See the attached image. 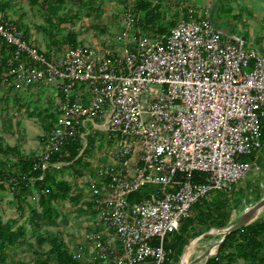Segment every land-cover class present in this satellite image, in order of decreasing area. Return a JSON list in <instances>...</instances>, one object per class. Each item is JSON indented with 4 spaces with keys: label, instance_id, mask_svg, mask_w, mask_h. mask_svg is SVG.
<instances>
[{
    "label": "built area",
    "instance_id": "2783aa9c",
    "mask_svg": "<svg viewBox=\"0 0 264 264\" xmlns=\"http://www.w3.org/2000/svg\"><path fill=\"white\" fill-rule=\"evenodd\" d=\"M137 18L127 11L117 36L99 45L44 51L0 11L10 47L0 82L55 90L34 166H53L51 153L70 138L105 132L102 160L79 176L99 225L73 249L81 264H177L165 237L199 198L232 189L255 163L245 155L262 146L264 52L207 15L181 16L162 32Z\"/></svg>",
    "mask_w": 264,
    "mask_h": 264
},
{
    "label": "rangeland",
    "instance_id": "374dc122",
    "mask_svg": "<svg viewBox=\"0 0 264 264\" xmlns=\"http://www.w3.org/2000/svg\"><path fill=\"white\" fill-rule=\"evenodd\" d=\"M149 1L158 5L156 10L160 15L156 25L159 23L168 25L171 19L176 20L183 16L184 10L187 9L197 10V12L201 9L199 15H203L204 10L207 9L209 16L210 11L219 15L221 8H224L222 22L216 19L215 25L242 37L246 48L256 47L264 52V33L260 30L261 21H256V17L252 16L250 12H246L247 10L242 7L237 6V9L234 8L231 13L227 12L226 8L231 5L235 6L230 1L221 0L219 2L221 8L216 5L217 0ZM239 1L245 7H256L257 0ZM0 2L4 3L3 9L0 11L19 25L31 43L44 51L62 50L68 44L66 37L69 31L76 34L79 44L99 45L104 37L117 36L127 11H135L140 17L144 15L143 9L134 6L135 0H93L89 3L78 0H62L53 2L55 4L52 8L43 6L40 0H0ZM54 92V88L49 84L15 87L12 84L0 82V143L3 146L15 145L19 154H40L42 137L48 131L53 119V105L56 97ZM89 135L94 136V141L89 149L82 153L83 161L86 164L71 165L68 161H55L52 166L55 175L68 179L72 186L68 196L53 201L59 210V215L54 220L43 219L39 225L31 222L29 207L39 208L37 189L32 188L25 194L16 197L6 186L0 188V216L2 220H11L13 226L22 224L25 229L21 242L7 249L0 264H35L34 260L37 257L47 254L50 239L53 236L62 239L69 250L73 252L75 246L83 244L84 232L99 226L93 220V213L89 206L88 187L86 184L79 185V176L81 173L93 172L103 147L105 132L91 129ZM85 145V140H82V148ZM17 155L13 157L10 152L0 151V164L2 161L5 164L15 161ZM245 157L249 158V155H245ZM254 159L255 163L232 187V202L228 210L227 225L233 223L245 209L251 207L264 195L263 147L255 152ZM9 165L7 167L17 169L14 164ZM152 187L149 185L147 189ZM75 194L77 198H71ZM263 214L264 211L258 216ZM224 227L210 226L206 228L194 225L189 231L187 243L199 236L198 243L204 248L210 242L219 239L223 233L220 229ZM212 228L218 230L213 233V230H210ZM187 243L184 244L182 251L174 260L177 264H182V253ZM215 251L216 249L210 255ZM200 252L201 248L194 249L188 260L192 261ZM203 261L201 264L204 263ZM233 264L245 263L242 259H238Z\"/></svg>",
    "mask_w": 264,
    "mask_h": 264
},
{
    "label": "trees",
    "instance_id": "16d2710c",
    "mask_svg": "<svg viewBox=\"0 0 264 264\" xmlns=\"http://www.w3.org/2000/svg\"><path fill=\"white\" fill-rule=\"evenodd\" d=\"M36 1V0H34ZM62 0H40L43 6L51 7ZM89 3L93 0H78ZM4 3L0 2V10ZM134 6L144 10V15L139 16L135 21V26L144 31L162 32L166 31L169 25L175 20L171 19L168 25H156L160 13L156 10L158 5L149 0H135ZM187 16L188 12H184ZM68 44H77L76 34L69 31L66 37ZM10 47L0 37V69L9 56ZM49 127V126H48ZM260 140L261 148H264V118L260 122ZM44 138V137H42ZM94 136L89 135L86 138V145L82 148V140L79 137L70 138L64 145L51 153V161H68L70 164H86L83 161L82 153L86 152L93 144ZM82 151L80 152V150ZM0 151L10 152L16 156L15 161L11 163L0 164V188L6 186L15 196L25 194L32 188L37 189L38 207L30 206V219L35 225H39L43 219L54 220L59 215V210L53 204V201L59 200L69 195L72 189L68 179L60 178L53 172L52 166L46 169L34 166L37 156L34 154H19L15 145H5L0 143ZM255 152L249 155L254 159ZM14 164L16 170L7 166ZM76 171L75 168H73ZM9 177H14L16 183L8 181ZM233 189V188H232ZM232 189L214 190L206 196L195 201L190 208L189 215L183 217L180 226L165 237L164 246L167 250L168 260H175L185 243L188 241L189 231L194 225L202 227H224L227 225L228 210L232 202ZM76 199L77 196L71 197ZM20 206V204H18ZM25 234L22 224L13 226L12 221H3L0 216V261L4 259L8 248L16 246L21 242ZM192 234V233H191ZM167 238V241H166ZM189 243V242H188ZM187 243V244H188ZM186 244V245H187ZM238 259H242L245 264H264V214L256 217L254 220L243 224L234 231L225 235L218 244L214 254L209 255L203 264H233ZM35 264H81L69 250L66 243L58 236L50 239L48 252L43 257H37Z\"/></svg>",
    "mask_w": 264,
    "mask_h": 264
},
{
    "label": "crops",
    "instance_id": "0c3cea01",
    "mask_svg": "<svg viewBox=\"0 0 264 264\" xmlns=\"http://www.w3.org/2000/svg\"><path fill=\"white\" fill-rule=\"evenodd\" d=\"M221 0H217V4L216 5H218V8L220 7L221 8V4L219 3ZM227 1H230V2H232L233 4H235V6H230L229 8H226L227 9V12H229V13H231L232 12V10H234V8L235 9H237V6L238 7H242V8H244V9H246L247 11L246 12H250V14H252V16H254V17H256V21L257 20H260L261 21V27H260V30H261V32L263 31V33H264V0H257L256 1V7H245L243 4H241V2L239 1V0H227ZM244 6V7H243ZM195 9V8H194ZM224 8H221V10H220V14L218 15V14H214V13H212V11H210L209 12V16L207 15V9H205L204 10V14L203 15H207L210 19H211V21L215 24V20L217 19L218 21H221L222 22V20H223V15H224V10H223ZM200 10L201 9H199L198 10V12H197V10H194L193 11V9L191 10V9H187V10H184V12H188V15L189 14H194V15H199L200 13ZM214 15V16H213ZM216 15V16H215ZM256 26H257V23H256ZM217 27V26H216ZM218 28V27H217ZM221 32H222V34L223 35H225V36H233V35H235V34H233V33H230V32H227L226 30H223V29H221V28H218ZM98 158H99V160L98 161H101L102 160V157H99L98 156Z\"/></svg>",
    "mask_w": 264,
    "mask_h": 264
},
{
    "label": "bare ground",
    "instance_id": "6f19581e",
    "mask_svg": "<svg viewBox=\"0 0 264 264\" xmlns=\"http://www.w3.org/2000/svg\"><path fill=\"white\" fill-rule=\"evenodd\" d=\"M264 211V204L259 206L258 208L254 209L250 215L248 216V220H252L255 219L259 214H261ZM210 230H213V233L216 232L218 229L217 228H212ZM221 232H223L224 228L220 229ZM198 237H195L193 240H191L185 247L184 252L182 253V258H181V263L182 264H187L190 263V261L188 260V257L190 255V253L194 250V249H200L201 248V252L194 258L196 259V261H194L192 264H201L203 259H205V257L199 258V256L207 249H209V253L208 255H210L211 253L214 252L216 245H215V241L210 242L206 247H202L199 245L198 243ZM196 239V240H195Z\"/></svg>",
    "mask_w": 264,
    "mask_h": 264
},
{
    "label": "water",
    "instance_id": "95a60500",
    "mask_svg": "<svg viewBox=\"0 0 264 264\" xmlns=\"http://www.w3.org/2000/svg\"><path fill=\"white\" fill-rule=\"evenodd\" d=\"M264 204V195L259 198L251 207H248L247 209H245L243 211V213H241L238 218L231 224L227 225L226 227H224V230H223V233L222 235L219 237V239H217L215 241V245H216V248L218 246V244L223 240V238L225 237L226 234H228L229 232L231 231H234L236 230L237 228H239L240 226H242L243 224H246L248 222H250L248 220V216L250 215V213L258 208L259 206L263 205ZM215 248V249H216ZM209 249L205 250L200 256L199 258H202V257H205L204 261L206 260V258L208 257V253H209ZM194 261H196V259H193L192 261H190V263H187V264H192ZM203 261V262H204Z\"/></svg>",
    "mask_w": 264,
    "mask_h": 264
}]
</instances>
